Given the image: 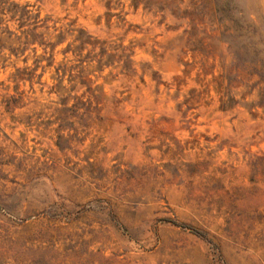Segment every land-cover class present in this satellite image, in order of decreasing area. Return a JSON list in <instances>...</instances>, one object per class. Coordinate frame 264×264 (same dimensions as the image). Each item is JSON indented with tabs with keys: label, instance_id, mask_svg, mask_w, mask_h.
<instances>
[{
	"label": "rangeland",
	"instance_id": "obj_1",
	"mask_svg": "<svg viewBox=\"0 0 264 264\" xmlns=\"http://www.w3.org/2000/svg\"><path fill=\"white\" fill-rule=\"evenodd\" d=\"M0 264H264V0H0Z\"/></svg>",
	"mask_w": 264,
	"mask_h": 264
}]
</instances>
